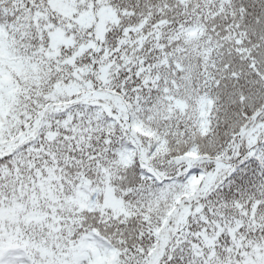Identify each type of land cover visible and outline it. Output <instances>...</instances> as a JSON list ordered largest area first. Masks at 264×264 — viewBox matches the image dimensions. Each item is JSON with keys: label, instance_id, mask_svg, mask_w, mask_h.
Returning <instances> with one entry per match:
<instances>
[{"label": "snow or ice", "instance_id": "snow-or-ice-1", "mask_svg": "<svg viewBox=\"0 0 264 264\" xmlns=\"http://www.w3.org/2000/svg\"><path fill=\"white\" fill-rule=\"evenodd\" d=\"M0 264H264V0H0Z\"/></svg>", "mask_w": 264, "mask_h": 264}]
</instances>
